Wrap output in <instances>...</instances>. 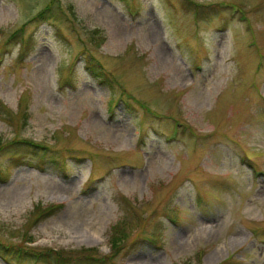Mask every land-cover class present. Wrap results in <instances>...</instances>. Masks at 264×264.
I'll return each mask as SVG.
<instances>
[{
  "label": "rangeland",
  "instance_id": "obj_1",
  "mask_svg": "<svg viewBox=\"0 0 264 264\" xmlns=\"http://www.w3.org/2000/svg\"><path fill=\"white\" fill-rule=\"evenodd\" d=\"M12 139L46 162L1 149L3 245L72 251L64 264H264V0H0ZM37 204L61 206L37 219Z\"/></svg>",
  "mask_w": 264,
  "mask_h": 264
},
{
  "label": "trees",
  "instance_id": "obj_2",
  "mask_svg": "<svg viewBox=\"0 0 264 264\" xmlns=\"http://www.w3.org/2000/svg\"><path fill=\"white\" fill-rule=\"evenodd\" d=\"M49 6L45 7L37 16L47 17V12L49 10ZM84 73L94 76L98 78L101 82H108L109 76L105 69H103L98 61H96L93 57L85 60L84 63ZM110 102H113V98H110ZM8 148V151H17L15 154H20V149L28 150L32 153V155L37 159H44L45 155L44 149H46L42 144L37 142L28 140V139H12L7 143L1 145L0 143V151L1 149ZM3 152V151H2ZM27 154V153H26ZM46 159H44L45 161ZM46 162V161H45ZM60 204H51L49 206H44L41 204H37L34 209V213L37 214L38 218H46V216L52 214L56 210L60 209ZM124 232L122 230L112 229L110 234V249L113 254H116L117 250H120L123 245L122 242L125 240ZM91 249L82 248L77 251L75 254H82L83 251H90ZM200 251L199 254H201ZM73 256L72 251H66L64 249L53 250V249H42L37 247H29L26 245H17V246H6L3 245L0 241V258L6 264H16L12 263V260H16L17 263L21 262H29L31 264L42 262L44 264H64L63 259H69ZM89 257L88 255H85ZM106 258L104 255L99 259L103 260ZM97 259V258H95Z\"/></svg>",
  "mask_w": 264,
  "mask_h": 264
},
{
  "label": "bare ground",
  "instance_id": "obj_3",
  "mask_svg": "<svg viewBox=\"0 0 264 264\" xmlns=\"http://www.w3.org/2000/svg\"><path fill=\"white\" fill-rule=\"evenodd\" d=\"M94 238L97 239L96 236H93V239H94Z\"/></svg>",
  "mask_w": 264,
  "mask_h": 264
}]
</instances>
